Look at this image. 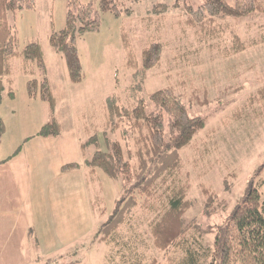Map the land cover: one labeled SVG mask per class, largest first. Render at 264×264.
<instances>
[{
  "label": "rangeland",
  "instance_id": "obj_1",
  "mask_svg": "<svg viewBox=\"0 0 264 264\" xmlns=\"http://www.w3.org/2000/svg\"><path fill=\"white\" fill-rule=\"evenodd\" d=\"M35 1V10L8 16L16 26L20 50L31 42L42 47L47 74L35 63L15 59L12 76L4 78L7 87L6 81L12 80L16 97L4 95L0 104L6 126L0 161L12 158L0 166L4 167L0 168V204H4L0 234L17 223L21 242L25 230L35 244L41 234L48 244L55 239L51 235L64 236L43 255L39 243L37 262L16 264H183V247L161 251L153 236V228L180 189L192 204L185 219L196 227L189 235L207 245L215 234L205 232L224 225L252 183L264 188V14L197 28L188 25L179 10L153 13L156 5H169L170 0H127L124 6L132 13L124 11L120 18L100 11L101 0ZM73 2L93 4L101 15L99 31L87 32L78 42L85 74L80 84L71 82L65 59L50 44L52 33L67 27ZM192 2L197 6L201 0ZM125 41L133 65H128ZM155 42L163 46L159 66L144 80L142 73L135 78L143 51ZM45 78L51 83L57 104L54 115L62 126L58 139L37 136L53 114L40 95L30 98L27 91L30 80L42 83ZM162 89H171L189 115L204 119L206 127L180 152V168L163 175L153 195L142 197L141 205L107 241H95L127 188L123 180L110 179L99 169L90 172L85 163L97 148L90 146L84 153L81 145L96 134L102 139L107 131L126 161L133 155L130 165L136 167L135 142L122 134V128L112 133L106 127V99L115 96L122 108H131ZM72 163L80 169L62 172V166ZM9 242L12 252L18 240Z\"/></svg>",
  "mask_w": 264,
  "mask_h": 264
},
{
  "label": "trees",
  "instance_id": "obj_2",
  "mask_svg": "<svg viewBox=\"0 0 264 264\" xmlns=\"http://www.w3.org/2000/svg\"><path fill=\"white\" fill-rule=\"evenodd\" d=\"M127 0H101L100 11L111 12L120 18L124 11L129 15L132 9L124 6ZM138 1V0H134ZM169 5H156L153 13L168 14L170 10H179L187 17L191 27H205L226 19H243L256 13L264 14V0H201L197 6L192 0H174ZM191 2V4H190ZM35 0H0V104L4 95L14 99L15 91L12 80L5 85V77L12 76V61L22 59L25 63H35L43 75L47 74V63L42 47L36 43H28L19 49L16 26L8 19L9 13L14 14L25 10H35ZM101 15L93 4L84 5L71 3L67 15V27L59 32H53L50 37L52 48L62 54L66 61L69 77L72 83L80 84L85 80L84 66L80 57L78 42L87 32H98ZM236 42L241 46L240 39ZM243 47V45H242ZM128 65H133L134 59L129 44ZM163 46L152 43L142 53V65L135 73H142L141 80L155 67L162 58ZM30 98L41 99L50 104L53 119L42 127L37 136L44 139L58 138L62 134V126L54 115L56 100L51 91V83L45 78L42 83L30 80L27 83ZM148 98V99H147ZM106 127L112 133L122 128V134L130 137L136 146L137 168L125 160L121 146L116 143L107 131L98 134L81 145L85 153L90 146H96L91 158L86 160L90 172L101 170L110 179L123 180L127 190L109 219L102 224L95 234V241L105 242L122 226L127 216L141 205L140 199L153 195L156 182L163 175L174 173L180 168V152L189 147L195 137L205 129L206 121L202 118H192L182 101L174 95L171 89H162L146 98L138 100L131 108H122L115 96L106 99ZM152 104L153 109L150 108ZM6 132L4 121L0 118V147ZM125 136V137H126ZM21 151V150H20ZM20 151L18 154H20ZM0 161V166L10 162ZM62 172L68 173L80 169L78 163L62 166ZM207 192V191H205ZM187 192L180 189L170 200L169 209L153 228L155 247L161 251L168 250L173 245L183 247L186 256L183 264H264V188L252 183L247 195L232 211L224 225L208 233H214V241L204 245L201 241H193L189 233L194 225L186 222L185 216L192 204L187 198ZM144 201V200H143ZM212 205L209 199L208 207ZM203 235V232L202 234ZM203 238V237H202ZM93 239V240H94Z\"/></svg>",
  "mask_w": 264,
  "mask_h": 264
},
{
  "label": "crops",
  "instance_id": "obj_3",
  "mask_svg": "<svg viewBox=\"0 0 264 264\" xmlns=\"http://www.w3.org/2000/svg\"><path fill=\"white\" fill-rule=\"evenodd\" d=\"M58 138H52V139H58ZM45 140H48V139H45ZM0 168L3 169L4 167H0ZM5 168L8 171V166ZM1 205H4V204L1 203L0 207H2ZM25 233H26V230L23 233L24 242L19 241L20 234L17 229V223H15L6 232H4L3 234H0V264H16L17 261H23V262L30 261L31 263L33 260L37 259V255L39 254V252L37 251V249L40 246L39 243H41V247H42L41 255H43L49 252L50 250H52L53 248L52 245L55 246L57 242H60V240H63V236H64L63 233L51 235L50 237L55 238V239L50 240V243L48 244L47 241L43 239L42 234H41L40 242L38 239H36L37 244H35V239H33V236L30 239L28 235V231H27V236ZM10 239L18 240V245L13 248L12 252H10V247H9ZM33 244H34V248L32 249ZM48 246H50V248ZM33 254L36 256H33ZM37 261L38 259L36 260V262Z\"/></svg>",
  "mask_w": 264,
  "mask_h": 264
}]
</instances>
